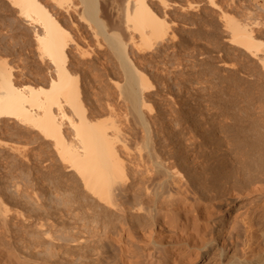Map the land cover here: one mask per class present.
<instances>
[{
    "label": "bare ground",
    "instance_id": "bare-ground-1",
    "mask_svg": "<svg viewBox=\"0 0 264 264\" xmlns=\"http://www.w3.org/2000/svg\"><path fill=\"white\" fill-rule=\"evenodd\" d=\"M77 1L113 59L100 71L48 4L5 0L41 65L11 63L0 34V264H110L111 249L112 264H151L148 245L158 264H264V0H208L243 57L223 87L197 92L208 118L198 101L180 109L173 72L149 61L174 38L169 1ZM253 188L260 204L248 208L235 191Z\"/></svg>",
    "mask_w": 264,
    "mask_h": 264
},
{
    "label": "rangeland",
    "instance_id": "rangeland-1",
    "mask_svg": "<svg viewBox=\"0 0 264 264\" xmlns=\"http://www.w3.org/2000/svg\"><path fill=\"white\" fill-rule=\"evenodd\" d=\"M41 1H43V3L48 4L47 6H49L48 7L49 9L51 8L50 10L52 12L55 11L54 13L57 14V17L60 20L63 27L70 32L71 38L73 39L72 43L80 44V46L87 48L89 51L91 49L94 50L93 55L95 53L96 54L93 56V60H90V61H94L93 62L94 65L92 64V68L94 67L95 70L100 71V65L102 63H106L109 60L110 61L113 60L112 57L109 56L108 51H106L107 45L103 43L102 44L104 46V47L102 46L103 48L100 47L98 48L97 47L98 45L96 46L97 44L96 39L92 35L93 32L89 28L88 22H86L84 19L80 17L79 9L77 8L76 10L75 8L76 7L75 4L76 3L78 4L77 0H73L74 3H71L69 9L70 11L68 13L63 12L62 10L56 8L54 4H52V1L50 0H46L45 2L44 0ZM109 1L112 2L110 4H112L114 7H116V5L121 6L123 3V0H114V1L109 0ZM167 1H169L170 3V8L166 9L165 12L168 15L167 20L170 22V26H171L170 28L171 31L169 30V33L174 32V38L169 39V41L167 42L165 41L163 45L162 48L163 50H161L162 51L161 54H165L166 57L165 56L163 57L162 55L160 56L159 59H155V60L148 59V60L151 62V64L153 62L154 64L155 62H157L156 65L157 67L159 66L158 71H163L164 69L163 74H167L166 72H168L169 70L173 72L172 76L169 75L172 78L168 80L166 83H168L170 86L173 85L174 87L173 91L177 92V93L173 92V94H175L176 96L175 99L177 98L176 99L178 101L177 106L180 107V109L183 108V104L185 103L188 104L189 106L190 105L193 106L194 103L198 101L197 103L201 105L200 107L201 111L199 112L201 117L208 118V116H210L209 113L211 111H209L208 108H206V106L204 105L205 103H203V101L197 98L198 97V95H196L197 92L204 93L205 91H202L203 88L208 89L210 87L209 92L206 93L207 94L211 92L215 93V91H213L215 89L213 87L214 85L218 87L221 85L220 87H223L222 84L225 81H227L228 75H234L233 71H235L236 65L241 63L240 60L243 59V57L241 56L242 58L239 59L240 56L238 55L237 49L230 46L228 40L229 38L228 32L225 31L226 29H224L225 26L223 25L224 21L221 20L222 18L219 17L218 15L220 12H218V10L216 9L211 8V6L208 4L209 3L208 0H167ZM187 1L189 4L192 3V7H189L190 9L187 7L188 5ZM221 1L217 0L216 2L219 3L220 6L221 4L227 6V4L230 3V1L228 0H226L227 2H225L224 0ZM244 1L245 0H234L237 6H239V4L240 6H243L244 4L248 3L246 1L244 3ZM13 9L14 8H11L8 2H5V0H0V24L3 23L0 25V34L8 37L5 39V43H7V46L10 48L8 49L11 51V54L13 53L11 57L7 56V59L11 61V63L13 62L14 64H20V65L25 64L24 66L25 67L27 66L28 69H30V67L36 68L40 66L41 63L38 60L35 51V41L32 34L33 30L31 31V28L30 29L28 28L30 26H27L24 22L20 21L19 18H16L18 17L17 15L18 13L16 9L14 10ZM157 9L158 10L160 9L159 13H164L163 8L158 7ZM235 10L240 11V8H235ZM237 13L234 11L233 14L237 16L236 15ZM9 19L11 21L13 19V23L9 22L10 21ZM22 23L24 24L22 25ZM112 28L113 27L111 28L109 27L108 29L110 30ZM112 31H116V30H112ZM72 45L70 46L71 48H73V50L71 49V51H73L71 54L72 56L74 55L73 57L74 61H79V59L81 60V58L77 54H73L75 53L74 47L76 45H73L74 47ZM0 49H1L0 50L1 53L2 48ZM13 50L14 52H12ZM0 56H2V54ZM250 62L251 61H248L249 64H252V62L251 63ZM163 63L166 64L164 65ZM235 76H238V74H236ZM152 81L153 83L155 82L154 84L156 85V87H158V83L154 81V79H152ZM105 82L104 85L106 84ZM212 83H214L213 86H210L212 85ZM160 85L161 87H163V89L165 88L164 84H163L164 86L162 84ZM161 87L159 88L162 91L160 95H165L166 91L168 92L169 90L171 91L169 86L168 89L165 88L166 90H162ZM179 88H182V92L180 93V96L176 95L179 94L178 93ZM109 89H111V91L113 90L112 88ZM219 90L220 91L218 92V95H221V88ZM154 96L155 97L152 98L155 100V101L153 100V102H155V104L153 105L154 110H158L159 108L162 109V107L164 109L165 106L163 105L164 102L162 101L163 97L158 95H154ZM222 97L223 96H221L220 98L219 97L216 98L217 99L216 101L220 100L219 102L221 103ZM156 98H158L159 100L158 99L156 100ZM191 101L193 104L191 103ZM243 190H237L235 191V194L237 196H248L250 198L248 201L249 202V205L247 206L248 208L255 207L260 204L259 202L256 201L255 195L257 192H254L255 188L250 190L249 189L247 190L243 189ZM240 212L242 214H245L243 213L242 209H239L237 211V213ZM196 239L197 241H201L203 239L202 233L199 232L198 234H196ZM261 248L263 249V253H264V241ZM144 253H147L146 259H148L151 264H158V261L160 260V253H158V251L152 245L146 246L144 248ZM115 257H116V252L112 249L109 250V253L107 254V260L110 261V264H112L111 262L115 259Z\"/></svg>",
    "mask_w": 264,
    "mask_h": 264
}]
</instances>
